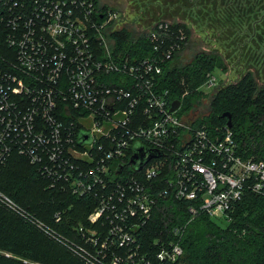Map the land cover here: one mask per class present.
<instances>
[{"label": "built area", "instance_id": "1", "mask_svg": "<svg viewBox=\"0 0 264 264\" xmlns=\"http://www.w3.org/2000/svg\"><path fill=\"white\" fill-rule=\"evenodd\" d=\"M126 22L119 11H96L93 0H0V176L17 154L50 187L95 198L91 225L80 228L84 244L67 243L87 263L176 264L198 214L229 222L246 193L264 195V159L245 157L227 124L211 131L178 113L182 103L171 111L176 99L160 75L181 48L182 29L175 35L164 19L137 26L152 43L140 56L110 37ZM219 83L209 72L205 92ZM136 146L162 154L137 170ZM168 196L189 202L191 218L173 238L144 245L140 230L158 198ZM0 203L26 213L1 189Z\"/></svg>", "mask_w": 264, "mask_h": 264}, {"label": "trees", "instance_id": "2", "mask_svg": "<svg viewBox=\"0 0 264 264\" xmlns=\"http://www.w3.org/2000/svg\"><path fill=\"white\" fill-rule=\"evenodd\" d=\"M93 2L96 11H119L99 0ZM205 2L158 0L161 13L150 17L161 20L181 16L185 19L190 12H195L205 18ZM144 3L146 8L150 7L149 3ZM148 13L152 11L149 9ZM131 21L113 31L110 37L116 48L125 53L146 56L152 50V43L147 32L138 30L135 20ZM171 27L175 35L182 29L185 39L181 41V48L163 65L160 78L162 87L170 91L172 99L182 101L181 114L190 111L197 101L201 104L202 96L209 95L210 114L196 119L195 126L213 131L227 124L228 117L222 114L230 113L231 130L240 152L245 157L264 159V82L261 83L250 69L235 82L224 84V80H219L213 94L205 92L207 74L217 70L225 73L228 57L219 50H199L189 61L179 60V53L189 43L192 32L184 21L174 20ZM246 33L250 35V49H261L263 53L264 0H250V28ZM5 36V31L0 29V50L6 46ZM253 57L260 59V55ZM0 189L26 210L25 215H20L0 203V264H90L67 243L69 240L84 244L80 228L91 225L88 217L97 205L95 198L50 187L37 166L17 154L9 158L1 173ZM34 217L55 229L66 242L48 236L34 224ZM190 218L189 202L173 196L160 197L151 219L140 230L139 238L144 245L158 238H173V229L185 225ZM182 245L185 254L176 264H264V195L246 193L236 204L229 222L198 214L187 225Z\"/></svg>", "mask_w": 264, "mask_h": 264}, {"label": "rangeland", "instance_id": "3", "mask_svg": "<svg viewBox=\"0 0 264 264\" xmlns=\"http://www.w3.org/2000/svg\"><path fill=\"white\" fill-rule=\"evenodd\" d=\"M99 1L101 4H109L113 8H118L117 10L126 21L135 20L136 27L140 28L147 26V21H155L150 16H154L160 11L158 0ZM144 2L149 3L150 7L146 8ZM204 6L206 7L205 18L196 15L195 12H190L185 19H182L181 16L162 18L172 23L174 20L184 21L191 28L190 41L179 53V60L187 62L199 50H219L224 57H228L226 60L227 71L225 73L220 70L215 72L218 80H224L222 83L235 82L250 69L254 71L261 83L264 82V52L262 53L261 49L257 51L256 48L250 49V40L248 41L250 35L246 33V30L250 28V0H206ZM149 9L152 13H148ZM131 26L134 24L131 23ZM254 55L256 57L260 55V59L254 58ZM253 65L259 67H253ZM215 89L209 88L206 92L213 94ZM208 96H202L199 99L201 104H198L197 101L190 111L182 113L184 117L194 121L209 115L208 102L210 98ZM182 110L181 107L178 113L181 114Z\"/></svg>", "mask_w": 264, "mask_h": 264}, {"label": "water", "instance_id": "4", "mask_svg": "<svg viewBox=\"0 0 264 264\" xmlns=\"http://www.w3.org/2000/svg\"><path fill=\"white\" fill-rule=\"evenodd\" d=\"M181 100L176 99L173 101L172 106H171V111H174L176 109H178L181 105ZM222 116H226L228 117V122L227 125L229 127L232 126V116L230 113H223ZM88 140V136L85 135L83 137V139L81 140V142L83 143L84 141ZM162 154V152L158 151V150H150V149H145L143 147L140 146H136L135 148V152L134 155L132 157V164L133 166L139 170L141 169L152 157L155 156H160Z\"/></svg>", "mask_w": 264, "mask_h": 264}]
</instances>
